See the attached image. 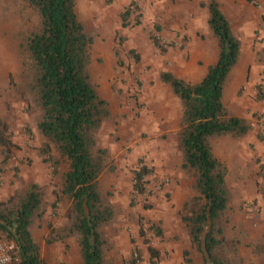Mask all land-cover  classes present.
Masks as SVG:
<instances>
[{
    "label": "rangeland",
    "instance_id": "obj_1",
    "mask_svg": "<svg viewBox=\"0 0 264 264\" xmlns=\"http://www.w3.org/2000/svg\"><path fill=\"white\" fill-rule=\"evenodd\" d=\"M247 1L255 10L262 5L260 0ZM159 2L155 0V17L146 14L145 18L139 0L75 2L78 20L94 38L90 50L92 81L112 114L97 134V145L109 151L116 169L99 180L118 213L116 221L103 228L109 242L107 257L113 264H187L185 251L189 264H202L182 221L190 212L184 204L197 196L193 178L181 169L177 132L182 109L169 86L159 80L161 71H170L195 84L188 77L191 70L185 62L188 24L179 18L188 0H168L157 10ZM131 3L130 25L122 28L120 16ZM138 18L140 25H134ZM260 23L264 28V14ZM39 25L38 12L26 0H0V120L16 146L0 172V202L31 184L40 186L45 214L42 222L34 224L32 233L44 264H81L74 237L52 244L46 241L50 227L68 224L70 201L61 192L67 163L55 151L56 165L39 154L44 139L35 129L38 115L27 112L26 100L17 91L21 80L19 34ZM143 34L149 46L145 49L137 45ZM150 35L163 45L174 46L161 54ZM153 89L155 104L149 102ZM256 89L252 99L258 101L260 88ZM250 121L252 130L241 139L228 135L211 140L215 158L227 168V264H264V111L255 112ZM3 150L0 148V162L5 157ZM142 166L150 173L146 194L137 195L132 190L133 172ZM147 244L157 252L156 258L151 259Z\"/></svg>",
    "mask_w": 264,
    "mask_h": 264
},
{
    "label": "trees",
    "instance_id": "obj_2",
    "mask_svg": "<svg viewBox=\"0 0 264 264\" xmlns=\"http://www.w3.org/2000/svg\"><path fill=\"white\" fill-rule=\"evenodd\" d=\"M26 2L38 12L40 25L36 30L19 34L21 80L17 91L26 100L27 112L38 115L35 129L44 139L39 154L44 161L56 165L52 156L55 151L67 163L61 192L70 201L68 224L50 227L46 241L52 244L74 237L81 264H113L107 257L109 242L103 228L112 225L118 213L103 193L99 180L116 169L109 151L97 145V134L112 114L90 73L94 38L78 20L76 0ZM133 5L120 16L122 28L130 25ZM200 7L208 12V28L218 44L217 61L195 84L170 71H161L159 80L169 86L182 109L177 132L181 169L191 175L197 193L184 204L190 210L182 218L187 235L201 254L202 264H227L224 227L230 200L227 168L215 158L211 140L228 135L241 139L252 130V124L230 114L222 102L228 75L239 58L240 41L216 0H207ZM134 25H140L139 18ZM150 39L161 54L174 46L163 45L153 35ZM260 93L257 98H264ZM15 147L7 125L0 120V148L5 153L0 172L9 159V151ZM149 173L145 166L133 172L134 194H146ZM44 205L43 192L36 184L0 202V239L14 243L17 264H44L32 233L34 224L43 221ZM156 233L160 231L156 229ZM147 251L151 259L157 257L149 244ZM183 257L189 264L188 252Z\"/></svg>",
    "mask_w": 264,
    "mask_h": 264
},
{
    "label": "crops",
    "instance_id": "obj_3",
    "mask_svg": "<svg viewBox=\"0 0 264 264\" xmlns=\"http://www.w3.org/2000/svg\"><path fill=\"white\" fill-rule=\"evenodd\" d=\"M205 1L207 0H188L187 8H182L180 16L178 15L180 19L185 18L188 24L187 35L190 41L187 44L188 55L185 62L191 70L188 77L195 83L200 82L208 67L215 64L219 53L217 41L210 35L208 28V12L200 7ZM216 1L227 16L232 32L240 41L239 58L228 75L222 102L230 114L249 121L255 112L264 111V99H252L256 94V87H264V28L260 23V16L264 14V0H260L262 5L258 10L253 9L247 0ZM139 2L145 12L142 14L143 18L146 14L155 17V0ZM167 3L168 0H160L157 10ZM140 39L138 47L147 48L145 35H140ZM241 89L243 92L239 94ZM149 99L151 104H155V89L150 91ZM154 153L153 149L151 154Z\"/></svg>",
    "mask_w": 264,
    "mask_h": 264
},
{
    "label": "built area",
    "instance_id": "obj_4",
    "mask_svg": "<svg viewBox=\"0 0 264 264\" xmlns=\"http://www.w3.org/2000/svg\"><path fill=\"white\" fill-rule=\"evenodd\" d=\"M262 88L264 94V87ZM134 256L136 259V254H134ZM17 261L14 243L5 239H0V264H17ZM136 263H138V260H136Z\"/></svg>",
    "mask_w": 264,
    "mask_h": 264
}]
</instances>
